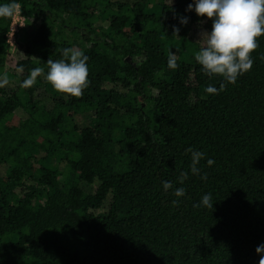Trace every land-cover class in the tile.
Wrapping results in <instances>:
<instances>
[{"label": "trees", "instance_id": "trees-1", "mask_svg": "<svg viewBox=\"0 0 264 264\" xmlns=\"http://www.w3.org/2000/svg\"><path fill=\"white\" fill-rule=\"evenodd\" d=\"M11 2L31 24L18 34V84L0 87V264H258L264 36L251 70L230 84L195 58L176 56L178 67H168L180 42L198 51L199 33L212 30L211 19L186 11L193 0H156L154 18L145 12L148 0H116L114 8L110 0L0 5ZM98 9L103 27L95 25ZM11 20L0 18V75ZM70 47L89 57L80 97L45 79L48 59L64 58ZM35 67L45 74L22 87ZM221 84L219 94L206 92ZM39 92L50 96L49 106ZM188 148L205 154L200 175L190 171ZM165 181L173 184L167 191ZM178 187L184 196L174 195ZM207 193L213 208L194 207Z\"/></svg>", "mask_w": 264, "mask_h": 264}, {"label": "clouds", "instance_id": "clouds-1", "mask_svg": "<svg viewBox=\"0 0 264 264\" xmlns=\"http://www.w3.org/2000/svg\"><path fill=\"white\" fill-rule=\"evenodd\" d=\"M20 5L16 2L0 5V18H8L17 14ZM186 11H195L199 17H207L212 20V30L201 31L199 33L203 46L195 53L196 62L202 66V70L209 76L219 75L227 83L235 84L238 77L247 73L253 66L251 53L258 48L257 38L264 36V0H193L189 3ZM181 24H187L188 18L181 17ZM173 27L174 35H178L179 28ZM62 59H48V70L45 79L52 87L60 93L72 97L83 95L84 89L88 87L89 68L87 61L89 57L76 48L63 49ZM168 67L175 69L178 67L176 55L169 53ZM23 67L17 71L23 72ZM45 74V69L41 67L33 68L29 75L23 80L22 87L30 88L35 85L37 78ZM9 83L7 73L0 75V87ZM225 84H221L220 89L209 85L206 88L208 94H219L223 91ZM191 153L190 171L193 175H200L199 162L205 158V154L192 148L186 149V153ZM214 160L208 159V166H212ZM188 178V172L182 171L179 175V182ZM201 179H207L205 173ZM164 189L167 191L173 187L172 182L165 181ZM185 189L178 187L174 195L182 197ZM178 201H173L177 204ZM204 206L213 208L212 196L210 193L204 194L201 200L194 207ZM256 253L260 255L258 264H264V243L256 248Z\"/></svg>", "mask_w": 264, "mask_h": 264}, {"label": "rangeland", "instance_id": "rangeland-1", "mask_svg": "<svg viewBox=\"0 0 264 264\" xmlns=\"http://www.w3.org/2000/svg\"><path fill=\"white\" fill-rule=\"evenodd\" d=\"M110 1L112 2L113 8H114L115 6L114 3L116 0H110ZM120 1L123 4H125L126 2L131 3L134 0H120ZM155 4H156V0H148L147 8L145 11L149 15H151L152 18L156 16ZM95 16H96L95 25L103 27V18L105 17L104 13L100 9H98L95 13ZM13 17L15 18L17 16L14 15ZM152 22L153 21H150V23ZM29 23L31 24V21ZM29 23L25 19V23L22 24V27L18 28V31L11 39H8L10 41L8 42L9 49H8L7 58H6L5 71L9 77V83L3 88L14 89L18 84V75L16 73V70L13 68V66L17 60L24 58V47H23L24 38L18 36V34L20 33V31L22 32L23 30H25ZM17 24L19 25V27L21 26V24L19 23ZM174 46L175 44H172L171 47H174ZM170 49L172 51V48ZM196 52L197 50L193 46L186 44V43L184 44L182 42L179 43V45L176 47L174 51L175 55L181 60H185L188 57L194 59ZM36 97H37V100L43 104L41 105L43 107L46 105L49 106L51 103V99L49 98L50 96L44 94L43 92L36 93ZM16 113L19 117L24 116L23 111H18ZM86 120H87V117L84 115L75 117L76 124H78L79 126L84 125L86 123Z\"/></svg>", "mask_w": 264, "mask_h": 264}, {"label": "built area", "instance_id": "built-area-1", "mask_svg": "<svg viewBox=\"0 0 264 264\" xmlns=\"http://www.w3.org/2000/svg\"><path fill=\"white\" fill-rule=\"evenodd\" d=\"M15 16H17V17L14 18L12 16V20H11L10 27H9V32L7 35V42L10 41L8 39H11L16 34V32L18 31V28H21L22 24L25 23V17L21 16L20 12L15 14ZM17 23L21 24V26L19 27V25Z\"/></svg>", "mask_w": 264, "mask_h": 264}]
</instances>
